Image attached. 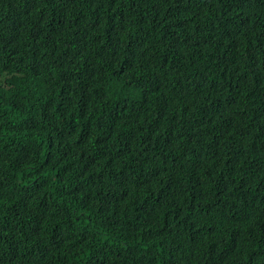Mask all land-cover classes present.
I'll return each instance as SVG.
<instances>
[{
	"label": "trees",
	"instance_id": "obj_1",
	"mask_svg": "<svg viewBox=\"0 0 264 264\" xmlns=\"http://www.w3.org/2000/svg\"><path fill=\"white\" fill-rule=\"evenodd\" d=\"M0 264H264V0H0Z\"/></svg>",
	"mask_w": 264,
	"mask_h": 264
}]
</instances>
